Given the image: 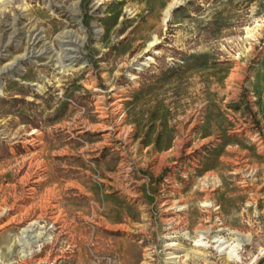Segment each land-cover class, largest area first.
I'll return each mask as SVG.
<instances>
[{
    "label": "rangeland",
    "instance_id": "obj_1",
    "mask_svg": "<svg viewBox=\"0 0 264 264\" xmlns=\"http://www.w3.org/2000/svg\"><path fill=\"white\" fill-rule=\"evenodd\" d=\"M261 166L264 0H0V264H264Z\"/></svg>",
    "mask_w": 264,
    "mask_h": 264
},
{
    "label": "crops",
    "instance_id": "obj_2",
    "mask_svg": "<svg viewBox=\"0 0 264 264\" xmlns=\"http://www.w3.org/2000/svg\"><path fill=\"white\" fill-rule=\"evenodd\" d=\"M38 111V110H37ZM81 132V131H80ZM260 173H261V178H260V182H261V192L259 194V200L262 204H264V166L260 167Z\"/></svg>",
    "mask_w": 264,
    "mask_h": 264
},
{
    "label": "bare ground",
    "instance_id": "obj_3",
    "mask_svg": "<svg viewBox=\"0 0 264 264\" xmlns=\"http://www.w3.org/2000/svg\"><path fill=\"white\" fill-rule=\"evenodd\" d=\"M33 57V53H28L26 59H31Z\"/></svg>",
    "mask_w": 264,
    "mask_h": 264
}]
</instances>
